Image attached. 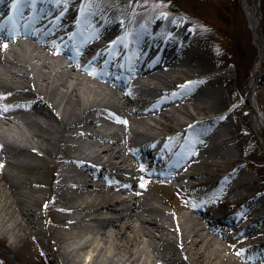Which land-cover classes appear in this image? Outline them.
Returning a JSON list of instances; mask_svg holds the SVG:
<instances>
[{"label":"bare ground","instance_id":"6f19581e","mask_svg":"<svg viewBox=\"0 0 264 264\" xmlns=\"http://www.w3.org/2000/svg\"><path fill=\"white\" fill-rule=\"evenodd\" d=\"M38 1L45 3L37 5L34 2L37 11L33 12V4L21 0L28 23L12 32H0V45L7 44L6 48L0 46V81L11 97L6 104L0 101V149L16 155L13 164L35 177L22 184L27 189L25 194L38 188L45 179L48 165L42 156L38 158L39 151L48 154L53 165L57 159L63 162L61 170L53 179L47 177V181L50 180V187L63 199L58 202L50 197L60 215L48 221H56L64 229L54 231L51 237L54 244L62 245L65 261L78 263L81 252L86 250L88 264H102L99 259H105V256L112 259L118 253L121 258L116 259L122 264H125L123 260L134 264L148 262V255L144 257L141 251H131L130 244L124 241L129 239V229L137 230L134 221L139 223L145 236L180 244V248L171 247L164 253L163 247L143 241L145 245H151L150 264H166L168 259L177 260L179 264H197L196 259L202 263L204 245L218 246L235 242L238 235H256V224L264 220V181L252 187L255 179L244 168L245 164H241L239 181L227 178L226 183L229 184L228 191L235 194L242 186L254 191L259 188L260 195L251 196L247 202L252 208L251 215L256 217L255 223H240L234 214L219 215L210 221V211L187 203L181 206L169 203L176 210L175 218H172L151 194L142 191L137 182L139 172L152 166L150 170L158 175L156 182L159 184L172 189L200 186L206 178H202V172L191 170L187 163L195 159L202 164L217 165L233 152L230 145L239 137L233 135L231 125L223 121L231 114L225 110H203L192 117L195 120L188 129L195 127L194 139L191 146L186 147L189 149L183 147L182 151H189L190 147L193 150L180 159L178 147L169 146L162 137L156 136L159 132L174 129L165 125L162 118H172L176 125H183L175 105L181 90L187 91L188 99L203 108L222 102L219 91L205 83L209 76L204 72L190 77L189 82L184 83V89L177 91L173 89L180 86V80L165 78L177 67L197 65L199 52L185 51L178 36L173 33L167 36L165 31L155 30L154 24L149 29L143 27L126 33L111 16L101 17L95 11L79 12L75 0ZM0 3L6 12L19 14L18 10H21L19 6L12 7V0H0ZM243 3L255 45L263 55L260 0H243ZM95 24L101 27L95 29ZM73 27L74 33L60 32ZM112 32L120 41L108 45L107 37ZM153 32L154 35L149 36ZM125 41H129L122 58L126 61L117 62L112 50L123 47ZM160 43L162 45L158 48ZM83 58L84 62L80 60ZM97 59L112 60L116 67L104 62L102 68H96L93 62ZM136 59L140 63L137 67L128 62ZM249 75L247 99L251 105V123L257 127L264 142V93L259 99L255 91V86L264 80V71L257 65ZM158 79L164 80L161 83L171 88L158 87L155 84L160 81ZM140 92L147 93L146 99L137 98ZM215 124L219 128L212 127ZM31 136L37 141L30 142ZM135 137L146 142L143 152L131 144ZM152 144L159 146L157 151H154L157 147L151 151L149 146ZM148 152L150 156L146 158ZM22 154L39 163L21 157ZM5 176L0 167V214H3L0 225L7 215L4 233L20 226L33 237L39 232L38 215L21 200H16L14 206L13 200L9 199L12 194L6 191L2 182ZM184 208L190 211H183ZM105 213L108 215H103ZM249 231L253 232L252 236ZM68 238L72 240L64 241ZM255 238L250 241L254 242ZM14 239L19 240L17 234ZM114 239L121 241L114 242L118 252L105 246V241ZM259 245L262 254L243 251L244 258L253 263L264 259V242ZM213 254L211 258H215Z\"/></svg>","mask_w":264,"mask_h":264},{"label":"rangeland","instance_id":"374dc122","mask_svg":"<svg viewBox=\"0 0 264 264\" xmlns=\"http://www.w3.org/2000/svg\"><path fill=\"white\" fill-rule=\"evenodd\" d=\"M248 1L251 2L252 0ZM74 2L77 3L76 9L79 12L95 11L101 17L112 16L114 22L121 24L122 29L125 28L129 32L133 31L134 22L141 18L150 20L157 14L159 19L168 16L172 25L173 22L176 25L182 22L183 24L185 22L192 24V26H184L183 33L188 36L184 37L183 40L188 41L186 48L189 53L192 50L199 52V63L191 67H177L170 72V76L165 78L168 80H182L197 76L199 72H204L209 76L205 83L219 91L222 102L215 106L205 107V109L202 105L189 100L187 97L189 93L186 94L187 91L181 90L179 99L175 102L178 107L176 113L181 119L180 121L188 123L191 120L190 117L203 110L220 109L221 111H228L231 114L229 117H225L223 121H227L231 125V133L239 138L236 143L230 145V147H233L231 155L226 159H221L217 165L202 164L195 159L187 163L191 170L195 173L202 172V178H206V181L197 188V192L193 189L190 191L189 188L172 189L169 186L157 183L156 180L159 177L151 172L152 166L145 172H139L140 178L137 182L142 191L151 194L153 200L160 207H163L172 218H175L176 210L174 211L168 204L179 203L181 206L187 203L210 211L208 216L210 221H214L219 215L234 214L239 218L240 223H250L251 221L255 223L256 217L251 215L252 208L247 205V202L251 196L259 194V188L256 187L257 191H254L253 188L248 190L242 186L237 190L239 193L235 194L228 191L229 184L226 183L227 178L234 179L236 182L239 181L242 176L239 173L241 164H245L244 168L255 179L252 187L264 181V142L257 131V127H254L251 123V105L247 99L249 74L257 65L264 71V54H260L255 45L243 0H75ZM259 13L264 33V0H260ZM129 24L130 28L127 29ZM168 26H170V23ZM194 30L198 32L195 35ZM80 60L84 62L83 59ZM226 69L229 70L225 71ZM158 80L160 81L155 84L162 87L163 83L161 82L165 81ZM255 91L258 98L264 93V80L255 86ZM10 99L11 97L7 95L3 82L0 81V101L6 104ZM162 119L167 126H177L175 119ZM195 131L194 128L189 129L187 142H193ZM28 140L30 142L37 141L32 136ZM187 147H189V143ZM190 151L191 148L189 152H186L190 153ZM39 152L38 158L42 156L49 170L45 169V179L41 180L43 183L38 185V188L28 190L25 194L24 191L27 189L20 188V183L14 179L12 173L17 174L18 177H23L25 182H29L35 177L31 176L29 171H26L23 167L20 168L13 164L16 155L7 154L0 149V160H3L0 162V167L6 173L2 182L6 191L10 195L12 194L9 199L13 200L14 206L17 204L16 200H21L27 207L33 208L38 215L36 220L39 222V232L33 237L20 226L14 231L4 233L3 230L7 226L5 222L6 215L4 222L0 225V264H88V260L85 259L86 250L81 252V261L78 263H74L72 260L66 262L63 253H61L62 245L53 243L51 234L58 229L61 231L64 229L56 221H48L50 218H56L60 215L53 207L50 197L55 198L58 202L63 199L59 192L50 187L48 184L50 180L47 181V177L51 176V179H53L59 169L63 167V162L57 159L56 165H53L48 154L44 151ZM21 157L31 159L25 154H22ZM31 160L36 161L35 159ZM150 180L151 183H149ZM190 192L197 193V197L195 199L191 198L192 194ZM235 203L237 206L233 207ZM183 211H190V209L184 208ZM1 215L3 214L1 213L0 217ZM103 215H108V213ZM133 225L135 228L137 227V230L129 229V239L127 238L129 241H124L126 244H130L131 251L135 253L141 251L144 257L148 255V262L144 264L152 263L151 245H145V242H143L145 240L163 247L164 253H167L169 249L171 250V247L180 248V244L177 242V244L167 240L163 242L155 237L145 236L137 221H134ZM256 226L258 231H255L257 234L254 235L256 236L254 242L250 241V238L254 236L244 237L238 235L235 237V242H223V245L218 246L213 244L204 245L202 248L203 250L206 248L203 256L204 261L199 263L196 259V263L264 264V259L253 263L246 260L242 254L243 251L248 254L258 251L259 255L262 254L263 250L262 247H259V244L264 242V220L259 221ZM72 228L76 229V227ZM12 232L14 233L12 234ZM249 232V235L252 236L253 232ZM15 234H17L19 240L14 239ZM172 238L174 239V237ZM70 240L72 239L68 238L64 241ZM105 242L106 247L118 252L114 242H121L119 239ZM101 243L104 242L101 241ZM177 251L183 255L180 249H177ZM213 253H215V258L210 257L214 255ZM116 258H121V253H118L112 259L105 256V259H99V263L115 264L120 262L122 264V261ZM123 261L125 264H134L128 260ZM166 264L179 263L177 260L168 259Z\"/></svg>","mask_w":264,"mask_h":264},{"label":"snow or ice","instance_id":"6c2138e0","mask_svg":"<svg viewBox=\"0 0 264 264\" xmlns=\"http://www.w3.org/2000/svg\"><path fill=\"white\" fill-rule=\"evenodd\" d=\"M21 3V0H12V7L13 8H16V7H18V5ZM0 46H2V47H7V44H3V45H0Z\"/></svg>","mask_w":264,"mask_h":264}]
</instances>
